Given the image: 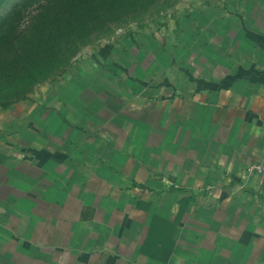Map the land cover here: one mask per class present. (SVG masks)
Returning <instances> with one entry per match:
<instances>
[{"label":"crops","instance_id":"0c3cea01","mask_svg":"<svg viewBox=\"0 0 264 264\" xmlns=\"http://www.w3.org/2000/svg\"><path fill=\"white\" fill-rule=\"evenodd\" d=\"M241 14L118 95L1 120L0 264H264L247 171L264 161V8Z\"/></svg>","mask_w":264,"mask_h":264},{"label":"rangeland","instance_id":"374dc122","mask_svg":"<svg viewBox=\"0 0 264 264\" xmlns=\"http://www.w3.org/2000/svg\"><path fill=\"white\" fill-rule=\"evenodd\" d=\"M47 1L31 0L19 12L21 18L15 33L26 30L23 38L28 39L29 48L33 44L29 36L34 32L29 19L44 10ZM22 2L0 0V21L8 18ZM136 5L141 7L132 10ZM257 6L264 8V0H136L128 3L122 17L124 21L109 22L105 31L91 30L93 25L73 30L71 36L88 31L90 39L77 46L65 70L59 71L61 66L54 68L44 80L28 85L23 97L13 98L7 106L0 105V124L1 120L7 124L14 116L26 119V114L34 107L66 113L68 106L85 103L90 97L118 95L121 90L133 86L137 64L148 67L152 76L157 66L153 61L155 57L157 59L172 46L183 45L186 38L191 39L195 33L208 40L211 38L209 30L219 27L220 23L244 22L245 14L241 13ZM74 9H69L65 17L75 14ZM3 24L0 23V29ZM10 56L9 49L0 45V76L6 72L15 73L5 63L10 60L5 58ZM48 60L53 63L57 57ZM4 87L11 90L14 83Z\"/></svg>","mask_w":264,"mask_h":264},{"label":"trees","instance_id":"16d2710c","mask_svg":"<svg viewBox=\"0 0 264 264\" xmlns=\"http://www.w3.org/2000/svg\"><path fill=\"white\" fill-rule=\"evenodd\" d=\"M30 1L23 0L8 18L0 21L4 23V27L0 29V45H5L11 52V56L5 58L10 60L5 63L15 72L10 75L6 72L0 76V105L3 107L13 98L23 97L29 89L28 85L44 80L54 68L61 66L59 71L67 68L66 63L76 52L77 46L90 39L88 31L76 37L71 36L73 30L93 25L91 30L105 31L109 22L124 21L122 17L127 4L136 0H48L45 9L29 19V25L34 28L29 36L32 38L30 43H33L29 48L26 42L28 39L23 38L26 30L16 34L15 26L21 18L20 10L29 5ZM139 7L141 6H133L132 10ZM69 9L76 10V13L65 17L64 14ZM52 56L57 57L56 62L48 60ZM12 83L14 87L11 90L5 89L4 85Z\"/></svg>","mask_w":264,"mask_h":264},{"label":"built area","instance_id":"2783aa9c","mask_svg":"<svg viewBox=\"0 0 264 264\" xmlns=\"http://www.w3.org/2000/svg\"><path fill=\"white\" fill-rule=\"evenodd\" d=\"M249 173L258 174L264 180V161L250 164L247 167Z\"/></svg>","mask_w":264,"mask_h":264}]
</instances>
